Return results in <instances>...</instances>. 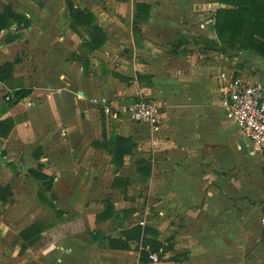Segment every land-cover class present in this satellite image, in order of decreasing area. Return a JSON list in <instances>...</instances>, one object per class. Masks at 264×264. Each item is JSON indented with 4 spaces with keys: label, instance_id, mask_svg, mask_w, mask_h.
<instances>
[{
    "label": "crops",
    "instance_id": "crops-1",
    "mask_svg": "<svg viewBox=\"0 0 264 264\" xmlns=\"http://www.w3.org/2000/svg\"><path fill=\"white\" fill-rule=\"evenodd\" d=\"M83 1L85 5L80 0L77 5L72 0L75 7L86 9L93 15V25L104 35L100 46L98 42L91 44L93 50L84 46V40L89 39L83 27L70 25L64 0H0V12L10 5L15 13L30 22L12 43L6 44L5 40L14 32V26L0 33V66L19 58L20 62L13 67V84L17 86L23 81L24 88L31 89L30 96L24 99L27 105L30 104L23 108L24 119L14 120L19 105L0 114V121L10 118L14 122L10 135L6 139L0 138V147L16 153L19 151L10 148L14 143H20V151L38 145L43 155L36 161L33 157L35 147L31 157L37 165L43 164L46 170L42 169V172L51 176L54 182V175L58 174L53 166L73 161L77 157L76 151L73 152L75 142L85 141L88 135L96 138L86 146V151L93 153L94 158L103 154L109 167L115 169L111 154L95 147L94 142L103 141L107 134V141L111 134L125 139L124 133L130 131L129 135L138 137V141L146 139L145 152L150 150L151 154L136 160L127 154L123 166L133 159L137 177L150 187L148 197L144 198L151 215L149 211L148 214H157V217H149L142 224H129L128 219L119 217L112 196L107 194L95 212L86 239L71 249L67 247L68 254H56L58 263L140 264L139 242L130 241L126 251L108 247L110 238L125 239L124 235L139 227L141 234L146 228L149 230L146 237H155L169 248L155 264L167 254L169 257L164 264H264V218L260 221L264 217V186L261 192H256L255 185L246 180L242 190L237 185L223 190L222 171L229 173L240 166L239 158L248 152H241L240 141L243 140L245 145L248 141L236 124L225 117L217 91V76L222 71L248 82L264 78V59L259 62L261 66H250L249 70L255 74L249 76L240 67L223 66L213 57L216 55L213 51L216 37L214 33L206 35L205 32L208 23L214 24L216 8H225V5L213 1L203 8L207 16L200 28L176 24L174 8L183 4L180 0H136L130 3L129 0H107L106 4L100 0ZM134 28L138 31L134 32ZM85 30H90L88 25ZM79 57L88 60L85 73ZM115 75L137 84L138 97L160 107L156 147L151 145L152 135L146 124L136 123L145 126L143 132H136L129 124L117 131L115 127L112 129L113 119L109 120L110 116L103 114L99 101L118 100L119 97L130 99L125 93L135 89ZM8 92L10 89L0 83V106L4 104L2 96ZM42 97L54 99L56 107L53 111L45 110L46 117H51L48 123L40 124L45 135L27 144L26 133L33 126V111ZM89 105L93 108V120ZM122 119L133 123L127 117L116 120L124 124ZM99 123L103 125L100 133L98 129L94 130V125ZM86 125L93 127L89 129ZM63 137H68L70 144H63ZM50 148L56 153L55 157L48 152ZM227 151L235 152L236 162H226L229 159L225 155ZM140 162L144 163L138 166ZM123 166L115 170L111 190L119 192L117 188L125 187L127 181V186L134 184V180L119 174ZM263 166H260V177L264 183ZM240 193L243 202H258L257 207L245 209L239 206ZM72 209L79 210V206ZM102 214L103 218H100ZM167 216H179L181 228L170 224L169 232H165L166 227L160 225L158 219ZM108 222H112L113 230H107ZM48 229L41 233L35 245L25 250L32 253L31 249H41L42 234ZM18 244L22 246L23 241L18 240ZM35 252L40 254L37 264H45L44 255H41L44 252ZM179 254L186 257L178 263L175 256Z\"/></svg>",
    "mask_w": 264,
    "mask_h": 264
},
{
    "label": "rangeland",
    "instance_id": "rangeland-1",
    "mask_svg": "<svg viewBox=\"0 0 264 264\" xmlns=\"http://www.w3.org/2000/svg\"><path fill=\"white\" fill-rule=\"evenodd\" d=\"M77 1L78 0H74L76 4ZM130 1L136 0H129V3ZM180 1H182L183 4L178 8H174L176 12V24L197 28L201 27L200 25L204 23L207 16L203 8L206 7L207 3L211 1L215 2L214 0ZM100 2L106 4L107 0H100ZM80 3H82V5L86 4L83 0H80ZM217 9L218 8H216V10ZM213 33V23H208L205 34L210 35ZM180 40L183 41L184 39ZM215 43L216 45L213 51L216 52V55L214 54L213 57L217 58L223 66L240 67V69L244 71V74L252 76V74L255 73H252L249 70L250 66H261V63L259 62H263L260 61L262 58L253 52H246L245 50L241 51L237 48L230 50L226 46L220 44L217 40ZM127 84L128 86L135 87V89L131 93H125V95L131 98H141L138 97V85L132 81ZM17 86L22 88L25 87V84L22 81L18 82ZM40 101L41 103L37 104V109L33 111V126L26 133L29 139V141L26 142L27 144H31L37 138H41L45 135L40 124L42 123L44 125L51 120V117H46L45 110L53 111L56 107L55 100L52 98L45 99L42 97ZM17 105H19V107L17 109L18 111L14 114V120L20 121L25 117L23 108L30 104L27 105V101L22 100ZM89 107L91 108L90 117L93 120L95 116L93 114L92 105H89ZM53 118L54 117H52V119ZM108 119H113L112 121L115 124L112 126V129L115 127L117 131L118 129L123 130L126 124L133 126L136 132H143L145 129V126H139L134 122L129 123L123 119L124 124H121L122 122L119 123L118 120L112 117H109ZM86 127L91 129L93 126L86 125ZM95 129H98V132L100 133L103 129V125L101 123L96 124L94 125V130ZM129 134L130 131L124 133V136L129 138L131 143L134 144L129 154L135 158V160L142 156L145 158L149 156L151 151L146 150L147 152H145L146 139L138 141V137H133V135ZM107 135L103 138L105 141H107ZM97 137L99 138V136ZM94 138H96V136L88 135L85 141L78 140L75 144L73 143V152L76 151L78 158H74L71 162H68L67 160V162L59 167L53 166L55 174L58 175H54V178L56 179H54L52 185L55 200L51 201V198L48 197L49 203H42L38 200L37 193L40 189V185L28 174V170L30 168H35L37 165V162L31 157V152L38 145H33L29 148H25V151H20V149H22L20 143H14L10 145V148L11 151H19L16 153H11L10 151L7 152L0 147V150L5 154L3 157H0V185L10 184L12 187L11 201L7 204H0V264H37V257L40 254L36 255L35 251L44 252L41 253V255H44L42 260H44L45 264H59L56 254H68L69 251L67 252V247L71 249L74 247V244L78 243L80 240L84 241L86 239V235H88L92 228L95 212L99 210V205L107 194L112 196V200L118 209L119 217L128 219L129 224H136L138 222L139 224H142L144 223V220L147 222L149 217H157V214L150 216L151 213L148 207V202L146 199L144 200V198L148 197L150 187H146L142 184L141 179L137 177L134 171L133 159L130 163L126 162V165H122L123 168L120 170L119 174L131 178L134 180V184L127 187L120 186L117 188L119 192L110 189V183L114 177L115 170L120 169L122 166L118 168L114 167L115 169H113V167H109L110 164L107 163L108 161L103 157V154L94 158L93 153H88L86 151V146H88ZM62 142L63 144H70L68 137H63ZM100 143L102 147L99 149H104V151L106 150L108 152V148H104L103 142L101 141ZM151 145L152 147L157 146L153 143L152 139ZM77 146L78 149L76 150ZM246 147L248 152L245 156L239 158L240 166L237 165V167L229 173L222 171L220 179L222 180L223 190H230L232 186L236 185L242 190L241 188L246 183V180H249L251 184L255 185L256 192H261L264 183L260 177V166L264 164V161L259 152L249 142L246 143ZM48 152L52 154L53 157L56 156L53 149L51 150L50 148ZM249 153L250 155H248ZM225 155L229 157L226 162L231 163L232 161H237L238 157L235 156V152L231 153L230 151H227L225 152ZM20 158H22L21 161ZM246 161H248V163ZM8 164H11V166L9 167ZM245 169L252 171L248 173ZM43 170H46V168ZM246 175H248L247 179ZM254 198H252V200ZM242 199L240 193L241 204L239 206L245 207V209L249 207H257L258 202L254 203L253 201L252 203L250 200L248 202H243ZM93 203H96L95 207H93ZM78 206L79 210L75 211L72 209V207ZM56 210H58L59 213ZM148 211L150 215L148 214ZM261 216L262 215H260V217ZM177 218H179V216L159 217L158 222L160 225L166 227L164 230L165 232H169V230L167 231V228L170 224L176 225L178 229L181 228L182 222ZM263 218L264 217L262 216L260 220L261 222ZM36 221H41L45 225L52 224L53 227L42 234V248L31 249L32 253H29V251L21 249V246L18 244V233ZM108 224L110 226L107 230L114 227L112 222H108ZM38 249H40V251H38ZM168 257V254L165 255L161 261L159 260V264H164V260Z\"/></svg>",
    "mask_w": 264,
    "mask_h": 264
},
{
    "label": "trees",
    "instance_id": "trees-1",
    "mask_svg": "<svg viewBox=\"0 0 264 264\" xmlns=\"http://www.w3.org/2000/svg\"><path fill=\"white\" fill-rule=\"evenodd\" d=\"M119 2L126 0H116ZM215 2L225 5V8H218L214 15V34L216 40L226 46L228 49H238L250 51L264 59V0H214ZM66 7V16L70 25L72 27L80 26L83 27L84 31L88 35V39L84 40V46L89 50H93V43H99L100 46L104 42V35L100 31V28L93 25V15L86 9H80L75 7L72 0H64ZM138 8V5H136ZM137 24V20L134 18V25ZM30 25L29 20L20 14L15 13L10 5H7L0 12V33L3 30H7L12 26L15 27L14 32L5 40L6 44L16 41L19 37V31ZM89 26V31L85 30V26ZM134 32L138 30L133 29ZM80 37L82 36L81 33ZM223 51V49H222ZM82 60V66L84 73L88 70V60L87 58L79 57ZM20 62L19 58H16L13 63H4L0 66V83L6 85L10 92L3 96L4 104L0 106V114L5 113L8 109L15 107L22 100L26 99L31 94V89L24 87H17L13 84V67L15 64ZM120 80L125 83L131 82L121 76H117ZM14 122L12 119L7 118L0 121V138L6 139L12 128ZM104 148H108V152L111 154V163L114 167H121L123 165V158L125 155L129 154L133 143L129 138H119L115 134H111L108 141L103 140ZM94 146L101 148L100 142H94ZM5 154L2 151L0 157ZM41 147H37L33 151V157L37 161L42 156ZM144 162L138 164L141 165ZM146 165V164H145ZM144 165V166H145ZM10 167L11 164H8ZM137 166V168H138ZM43 164L39 163L35 169H29V175L39 183L40 189L37 193L38 200L42 203H49L48 197L51 201L54 200V194L52 193L53 178L42 172ZM143 170L146 169L142 168ZM262 176L264 179V166L262 167ZM117 179V178H116ZM128 181L125 187L128 185ZM12 197V187L10 184L0 185V203H7L11 201ZM107 208V207H106ZM104 210V213L109 209V207ZM58 213L59 211L56 210ZM103 218V214L100 216ZM53 225H43L42 222L36 221L18 233V240H22L23 244L21 249H27L36 244L39 240L41 233ZM149 232L145 228L142 232L139 227L134 228L129 231L128 235H124L125 239H109V249L112 250H123L129 249V242L136 241L138 244L139 251V263L149 264L151 261L149 259L150 254H156L159 258L169 249L163 243L158 242L155 237H146L145 233ZM176 257L175 262H180V260L186 257L185 254H179Z\"/></svg>",
    "mask_w": 264,
    "mask_h": 264
},
{
    "label": "built area",
    "instance_id": "built-area-1",
    "mask_svg": "<svg viewBox=\"0 0 264 264\" xmlns=\"http://www.w3.org/2000/svg\"><path fill=\"white\" fill-rule=\"evenodd\" d=\"M219 106L225 117L233 121L244 139L260 151L264 160V78L248 82L222 71L217 76ZM102 112L114 119L127 117L138 124H146L156 145L160 132V107L144 98L134 99L132 105H119L118 100L98 102ZM151 263L158 262L156 254H150Z\"/></svg>",
    "mask_w": 264,
    "mask_h": 264
},
{
    "label": "water",
    "instance_id": "water-1",
    "mask_svg": "<svg viewBox=\"0 0 264 264\" xmlns=\"http://www.w3.org/2000/svg\"><path fill=\"white\" fill-rule=\"evenodd\" d=\"M133 101L134 99H131V98L130 99H122L121 97L118 98V103L119 105H122V106L132 105ZM240 149L243 154H245L247 151L245 142L243 140L240 141Z\"/></svg>",
    "mask_w": 264,
    "mask_h": 264
}]
</instances>
